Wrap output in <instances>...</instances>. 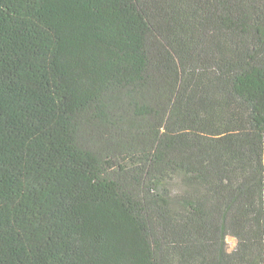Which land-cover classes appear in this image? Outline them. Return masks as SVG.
<instances>
[{"label":"trees","instance_id":"1","mask_svg":"<svg viewBox=\"0 0 264 264\" xmlns=\"http://www.w3.org/2000/svg\"><path fill=\"white\" fill-rule=\"evenodd\" d=\"M0 264H264V0H0Z\"/></svg>","mask_w":264,"mask_h":264},{"label":"rangeland","instance_id":"2","mask_svg":"<svg viewBox=\"0 0 264 264\" xmlns=\"http://www.w3.org/2000/svg\"><path fill=\"white\" fill-rule=\"evenodd\" d=\"M227 240H228V243H229V249L230 250L233 249L235 247V245H236V238L233 237V236H228Z\"/></svg>","mask_w":264,"mask_h":264}]
</instances>
